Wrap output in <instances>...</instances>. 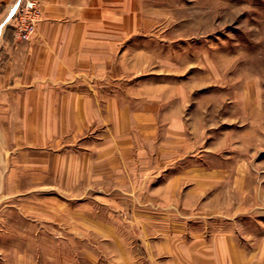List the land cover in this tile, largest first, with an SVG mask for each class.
Masks as SVG:
<instances>
[{
    "label": "rangeland",
    "instance_id": "374dc122",
    "mask_svg": "<svg viewBox=\"0 0 264 264\" xmlns=\"http://www.w3.org/2000/svg\"><path fill=\"white\" fill-rule=\"evenodd\" d=\"M145 17L156 24L132 43L131 65L141 73L135 77L164 94L177 90L186 124L182 138L163 147L185 157L183 166L220 169L223 180L211 182L207 199L221 194L227 214L242 213L245 228L264 229V0H149ZM164 94L163 103L176 93ZM2 125L4 152L12 153L0 154V264H175L169 234L155 226L180 225L187 242V222L196 217L170 201L182 192L161 187L155 163L146 164L141 186L42 173L29 166L38 154L28 153L24 124ZM203 212L215 210L194 214Z\"/></svg>",
    "mask_w": 264,
    "mask_h": 264
},
{
    "label": "crops",
    "instance_id": "0c3cea01",
    "mask_svg": "<svg viewBox=\"0 0 264 264\" xmlns=\"http://www.w3.org/2000/svg\"><path fill=\"white\" fill-rule=\"evenodd\" d=\"M148 1L37 0L43 18L35 35L20 41L13 32L20 0H0V154L12 153L4 152L2 139L9 121L16 129L24 124L28 153L38 154L29 166L42 173L56 169L141 186L146 164L155 163L161 187L182 192L170 201L196 217L187 222V242L184 227L155 226V233L170 236V263L264 264V229L245 228L249 218L242 213L227 214L221 194L206 197L211 182L223 180L221 170L188 160L183 166L185 157H171L175 149L163 147L182 138L186 124L177 90L164 94L161 85L135 77L141 73L131 65L132 43L156 24L145 17ZM163 94L174 95L163 103ZM164 107L170 108L165 114ZM211 202L217 207H208ZM196 208L215 213L197 217ZM141 231L146 235V226Z\"/></svg>",
    "mask_w": 264,
    "mask_h": 264
},
{
    "label": "built area",
    "instance_id": "2783aa9c",
    "mask_svg": "<svg viewBox=\"0 0 264 264\" xmlns=\"http://www.w3.org/2000/svg\"><path fill=\"white\" fill-rule=\"evenodd\" d=\"M42 16L37 0H20V8L14 16L15 37L20 41H29L35 35Z\"/></svg>",
    "mask_w": 264,
    "mask_h": 264
},
{
    "label": "bare ground",
    "instance_id": "6f19581e",
    "mask_svg": "<svg viewBox=\"0 0 264 264\" xmlns=\"http://www.w3.org/2000/svg\"><path fill=\"white\" fill-rule=\"evenodd\" d=\"M112 114V113H111ZM120 118V117H119ZM203 180V179H202ZM210 181V180H209ZM216 184V183H215ZM203 188V187H202ZM170 192V191H169ZM201 192V191H200ZM197 194V193H196ZM199 194V193H198ZM203 194V193H202ZM193 199V198H192ZM192 202V201H191ZM218 251V250H217ZM26 252V251H25ZM27 253V252H26ZM219 254V252H218ZM19 256V255H18ZM229 257V256H228ZM25 258V257H24ZM219 258V257H218ZM29 260V259H28ZM220 262V261H219ZM29 263V262H28Z\"/></svg>",
    "mask_w": 264,
    "mask_h": 264
}]
</instances>
